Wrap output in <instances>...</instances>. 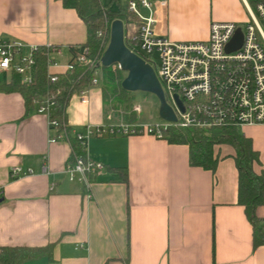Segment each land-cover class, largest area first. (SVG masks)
I'll list each match as a JSON object with an SVG mask.
<instances>
[{"label": "crops", "instance_id": "obj_1", "mask_svg": "<svg viewBox=\"0 0 264 264\" xmlns=\"http://www.w3.org/2000/svg\"><path fill=\"white\" fill-rule=\"evenodd\" d=\"M252 1L167 0L163 32L175 41L207 40L214 21H246ZM1 39L79 45L86 41V25L61 0H0ZM88 98L83 103L74 94L68 103L72 136L88 125L140 124L106 115L100 86H91ZM242 128L264 171V125ZM51 136L45 114L35 108L26 114L19 93L0 90V246L53 244L50 258L23 264H264V246L253 249L252 226L237 202L230 146L220 147L223 157L212 173L190 165L186 144L146 134H93L87 153L106 168L93 180L89 198L64 173L70 141L52 142ZM16 166L34 173L11 179ZM109 168H126L127 182ZM257 214L264 217V205Z\"/></svg>", "mask_w": 264, "mask_h": 264}, {"label": "built area", "instance_id": "obj_2", "mask_svg": "<svg viewBox=\"0 0 264 264\" xmlns=\"http://www.w3.org/2000/svg\"><path fill=\"white\" fill-rule=\"evenodd\" d=\"M125 2V7L137 21L132 25L130 32L125 30V43L154 69L166 101L175 112L176 121L162 119L161 123L146 125L129 121L88 125L84 133L74 136L81 141L85 149L88 138L93 134H146L165 140V133L171 127L211 128L233 125L242 128L264 125V0L246 4V21H214L210 24L207 40L191 41L171 40L163 32L162 22L167 0ZM238 29L243 34L242 45L228 53L226 46ZM99 35H102V32ZM41 46L48 53L47 66L52 82L56 80L57 73L72 70L75 64H85L89 61V48L78 52L71 63L69 46L50 43L37 45L20 40L1 39L0 73L17 74L23 83L31 84L37 64L36 55ZM66 55L67 60L62 62ZM154 56H158L159 64L155 62ZM112 67L120 69L118 64H113ZM94 75L90 86L76 93L83 103L89 102L90 87L99 85L100 70L96 69ZM176 97L184 110L178 105ZM54 107V99L46 97L36 108L38 113L48 117L50 131L51 128L60 126L59 120L52 118ZM133 111L140 113V107L134 106ZM61 137L69 139L65 128L59 135L52 134L50 141ZM105 168L102 162L93 160L86 150L85 156L73 155V160L66 164L64 173L70 181L82 184L90 198L91 184L96 177L104 173ZM43 172H47L45 165ZM23 173L34 172L31 168L23 172L18 166L10 171L12 178H18ZM54 185L52 184V187Z\"/></svg>", "mask_w": 264, "mask_h": 264}, {"label": "trees", "instance_id": "obj_3", "mask_svg": "<svg viewBox=\"0 0 264 264\" xmlns=\"http://www.w3.org/2000/svg\"><path fill=\"white\" fill-rule=\"evenodd\" d=\"M260 0H253L251 4ZM66 8L75 9L86 25V41L79 45H69L70 62L78 52L89 48L88 59L85 64H75L72 70L59 72L56 80L51 81L48 73V53L40 47L36 55L34 80L25 84L17 74H11L7 82L0 83V90L6 93H19L25 102L26 114L31 108H37L46 97L55 101L52 118L60 122L59 128H51L53 135H59L64 128L69 135L71 152L73 155L85 156L86 149L81 141L72 136L67 125L66 109L72 95L79 90L90 86L95 77L96 69L100 70L99 86L102 93L105 111L109 104L120 108L125 104L131 92L122 88L124 73L119 68L102 67L99 61L106 49L110 25L113 20L121 19L126 31H131L137 21L125 5L119 3L104 4L101 0H61ZM102 32V35L99 33ZM107 115V111H106ZM132 116V118H134ZM166 139L173 144H186L189 147V163L194 167H201L212 173L216 171L222 159L220 147L230 146L233 149L231 156L237 168V202L244 207L245 214L252 226L253 249L264 246V217L257 214V208L264 205V171L258 170L261 166L260 153L253 147L252 139L240 131V128L229 125L211 128H181L171 127L166 131ZM111 173L121 176L127 182L126 168H109ZM11 179H14L11 177ZM53 244L44 247L30 246H0V264H23L27 260L41 256L51 257Z\"/></svg>", "mask_w": 264, "mask_h": 264}, {"label": "water", "instance_id": "obj_4", "mask_svg": "<svg viewBox=\"0 0 264 264\" xmlns=\"http://www.w3.org/2000/svg\"><path fill=\"white\" fill-rule=\"evenodd\" d=\"M243 34L237 30L232 40L226 46V52H232L241 47ZM102 67L118 64L120 70L126 72L122 80V88L129 91H144L154 94L159 100V116L163 120L176 121L172 107L167 103L162 86L154 69L139 55L132 52L125 43V25L121 19H115L110 25V38L100 59ZM177 103L184 110L182 103L176 97Z\"/></svg>", "mask_w": 264, "mask_h": 264}, {"label": "rangeland", "instance_id": "obj_5", "mask_svg": "<svg viewBox=\"0 0 264 264\" xmlns=\"http://www.w3.org/2000/svg\"><path fill=\"white\" fill-rule=\"evenodd\" d=\"M118 3L121 5H125V0H118ZM65 57L62 59L64 62ZM154 60L157 64H159L158 56H154ZM124 76H126V72H123ZM10 75L6 73H0V78L3 80H7ZM99 86V85H96ZM108 109L107 114H111L115 118H130L128 120H135L139 122L141 125H146L149 123H161L162 119L159 116V100L157 97L149 92L144 91H134L131 92L129 98L125 104H123L120 108H116L115 106H111V104L107 105ZM134 106L140 107V113L133 111ZM132 118V116H134ZM153 121V122H152ZM155 121V122H154ZM241 130V129H240ZM243 131V128H242Z\"/></svg>", "mask_w": 264, "mask_h": 264}]
</instances>
